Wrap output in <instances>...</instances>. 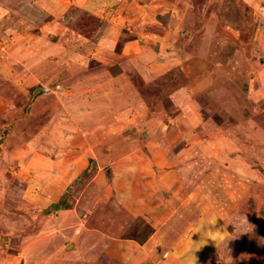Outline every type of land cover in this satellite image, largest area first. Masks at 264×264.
Masks as SVG:
<instances>
[{
	"label": "rangeland",
	"instance_id": "obj_1",
	"mask_svg": "<svg viewBox=\"0 0 264 264\" xmlns=\"http://www.w3.org/2000/svg\"><path fill=\"white\" fill-rule=\"evenodd\" d=\"M117 1L125 19L117 49L133 34L144 45L143 55L138 52L137 65L124 60L108 68L87 60L76 68L78 76L82 72L96 82L83 92L92 101L87 114L97 121L86 134L97 157L89 158L83 173L62 187L59 201L47 202L44 196L43 187L55 181L44 180L45 171L54 168L45 164L50 160H43V166L28 161L37 151L52 160L63 155L70 170L80 167V154L73 150L75 133L65 123L61 126L64 120L72 125L73 107L49 93L55 87L43 83L35 86L42 91L33 86L25 93L0 76V114L7 117L0 130V264H175L167 261L161 246L141 247L147 230L135 204L134 218L128 219L134 225H121L127 215L113 200L126 199L117 189H137L136 182L118 187L129 166L114 161L126 157L131 173L144 180L160 182L167 171L175 172L174 177L197 191L202 186L194 183L202 176L210 202L217 198L224 204L226 234L203 259L185 264H231L229 250L233 264H264V0ZM16 2L0 0L2 14L12 17ZM79 7L80 19L92 23L93 14ZM4 17L0 64L11 60L13 49L3 48L23 31L18 29L22 20ZM15 24L18 30L12 32ZM87 33L91 36L90 29ZM56 91L64 92L62 87ZM188 128L201 137L190 139ZM38 136L43 150L31 141ZM202 137L211 145L217 139L231 143L228 151L240 154L238 175L221 172L215 161L204 167ZM158 139L168 143L170 163L158 157ZM190 142L201 148L192 149ZM220 174L229 177L227 184L215 183ZM220 191L224 196H218ZM192 195L195 203L197 195ZM142 252L153 259L145 261Z\"/></svg>",
	"mask_w": 264,
	"mask_h": 264
},
{
	"label": "crops",
	"instance_id": "obj_2",
	"mask_svg": "<svg viewBox=\"0 0 264 264\" xmlns=\"http://www.w3.org/2000/svg\"><path fill=\"white\" fill-rule=\"evenodd\" d=\"M7 1L11 2L12 0ZM80 3L84 5L83 10L87 11L89 15L93 14L91 17L92 23H88L86 19H80L79 15L83 12L79 7L83 6L79 5ZM118 3L117 0H43L40 3L39 0H18L14 8L17 11L14 10V13L11 12L12 17L7 13L2 14L0 11V16H6L3 19L5 21L13 19L14 22L16 20H22L23 22L18 27V29L23 28V31H20L12 38L15 41L10 43L8 48H3V52L13 49L14 54L10 61H3L4 64H0V76L9 80L13 86L25 90V93L28 92L29 87H35L37 85L43 86L45 84L50 87H55L51 88L49 93L53 91L55 98H58L60 101L64 99L63 101L70 103L73 107L71 113L72 120L70 121L72 125H68V122L64 120L61 121V126L65 123L64 126L66 128H72L70 132L75 133L74 138L76 137L77 140L73 141L75 142L73 150L80 154V169L70 170L68 164L65 163L66 160L63 155L57 160H52L44 152V155L37 151L34 152L33 158L28 161L29 164H34L38 160L40 162L39 165L43 166V160H50L45 164L48 167H54L52 171L47 169L44 173L48 175L44 180L51 181L55 177L54 183L50 182L47 187H43L47 202L49 200L59 201L65 192L62 187H66L68 185L67 182L71 178L74 181L75 178L83 173L87 167L84 164H86L89 158L93 155L97 157V149L89 140L88 135H86L93 132L96 128L95 123L97 121H91L87 114L88 111L93 110L91 106L92 101L86 99V93L83 92L85 85H96V82L89 76L83 78L82 72L79 74L81 76H78L79 71L77 70L79 69L76 68L87 60L88 62L96 61L101 64L106 63L108 68L118 66L117 61L120 63L121 61L124 62V60L137 65L139 63L138 52L143 55L144 45L133 34H125L128 38H124L126 40L123 42L122 47L117 49L116 45L120 41L125 25V19H123L122 11L119 8L121 2L118 8L113 7ZM36 4H38L37 11ZM17 26L18 24L12 25V32L16 31ZM6 27L4 26L2 30L0 29L1 33L4 32ZM89 29L91 30V36L87 33ZM121 71H124V69L122 68ZM59 87H62L64 90L62 93L64 94L56 91L59 90ZM69 87H71L70 94L66 95L65 92L69 90ZM38 89L43 90L41 87L34 88V90ZM39 98H43V95ZM93 115L95 114L93 113ZM96 116H93V118H96ZM4 119H7V117L0 114V130L5 123ZM53 121L55 123L52 124L53 127H58L56 124L58 122ZM91 128L94 129L92 130ZM3 131L2 129L1 132ZM67 132L69 131H64V133ZM188 135L190 139H193L195 136L201 137V133L194 134L190 130ZM202 139H204V142L201 143V146L206 144V148L201 155L204 161L203 163H205L204 167L208 165L207 163L209 161H215V164L217 165L218 163L222 168L221 172L227 170L228 175L239 174L240 154L238 152L233 154V152L228 151L231 143L227 139H217L212 145L207 144V137H202ZM31 141L34 147H37L38 144L39 147L37 149L43 150V144L39 136L37 140L31 139ZM159 144L161 147L158 146V143L156 144L158 157L161 160L163 159L162 161L170 163L172 161L170 157H165L167 156L166 150H168V143L162 140L159 141ZM189 145L192 149L196 145L198 149L201 148L198 143L194 144L190 142ZM2 147L3 145L0 143V152L4 151ZM209 154L210 157H208ZM213 154L216 157H213ZM128 158H121L119 161H114V163H123L129 166L125 174H123L124 176H120L121 181L117 180L118 187H120V182L126 183L127 188L131 187L133 182H136L137 189L132 190L129 188L127 190H118L115 187L117 193L119 195L121 193L123 199L125 198L126 200L118 201L115 198L113 202L117 203L127 215V219L123 217L121 225H134L130 223L132 220L128 219L134 218L135 214L134 212L132 213L131 208L135 204L134 210H136L137 216H140L142 219L141 225H145L147 230L146 232L143 229L146 234H143L144 240L141 242V247L148 249L150 246H156V248H159L157 246H161L160 249L167 250V261H176L174 262L175 264L178 262L185 264L203 259L209 249H212V245L215 244L217 247L216 243H219L221 241L220 239L226 234L225 230L229 224L224 216L225 206L219 202L221 199L215 198L213 201L216 200V202L212 200L210 202V198L208 199V194L211 191L208 190L207 184L206 186L204 185V183H208L204 182L205 178L201 176L199 181L194 183L195 186L199 183L200 186L205 188L202 190L201 187L197 191L192 186L186 184L185 180L177 179L176 174L175 178V172L169 175L170 172L167 171L165 179L161 178L160 182L157 179L153 181L144 180L141 175H133L131 173ZM223 166H226V168L224 169ZM250 169L253 174L255 173L254 170H257L255 166L250 167ZM161 171L163 173L165 172L163 169ZM173 171H176V169H173ZM217 176L215 183L216 181H220V183L227 184L228 176L225 175V178L224 174ZM100 178L102 180V177ZM212 187L211 185L209 186V188ZM220 189H224L223 186ZM130 190L133 192H130ZM101 193L106 195L104 192ZM220 193L222 192L220 191ZM192 194L197 195L195 203L192 202ZM218 196L224 195L222 193ZM184 197L186 198L184 199ZM209 202L213 203V205L209 204ZM189 228L191 229L188 230ZM217 233L219 234L218 237ZM182 238L184 239L183 242ZM178 240H181V242ZM142 253L145 261L153 259L151 257L149 258V254ZM131 258L134 261L133 258L136 257L133 255Z\"/></svg>",
	"mask_w": 264,
	"mask_h": 264
},
{
	"label": "clouds",
	"instance_id": "obj_3",
	"mask_svg": "<svg viewBox=\"0 0 264 264\" xmlns=\"http://www.w3.org/2000/svg\"><path fill=\"white\" fill-rule=\"evenodd\" d=\"M228 247V246H227ZM229 249V248H228ZM229 253H230V250H229ZM228 253V260L231 262V264H233V261H232V259H231V256H230V254Z\"/></svg>",
	"mask_w": 264,
	"mask_h": 264
},
{
	"label": "water",
	"instance_id": "obj_4",
	"mask_svg": "<svg viewBox=\"0 0 264 264\" xmlns=\"http://www.w3.org/2000/svg\"><path fill=\"white\" fill-rule=\"evenodd\" d=\"M68 247V246H67Z\"/></svg>",
	"mask_w": 264,
	"mask_h": 264
}]
</instances>
